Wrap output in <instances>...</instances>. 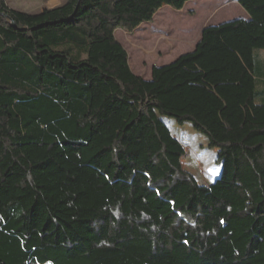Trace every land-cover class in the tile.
I'll use <instances>...</instances> for the list:
<instances>
[{"label":"trees","instance_id":"1","mask_svg":"<svg viewBox=\"0 0 264 264\" xmlns=\"http://www.w3.org/2000/svg\"><path fill=\"white\" fill-rule=\"evenodd\" d=\"M189 1L0 0V264H264V0L150 79L115 34ZM161 116L219 149L212 183Z\"/></svg>","mask_w":264,"mask_h":264},{"label":"rangeland","instance_id":"2","mask_svg":"<svg viewBox=\"0 0 264 264\" xmlns=\"http://www.w3.org/2000/svg\"><path fill=\"white\" fill-rule=\"evenodd\" d=\"M7 3L29 13L53 6L51 0H7ZM234 18H249L237 0H191L180 10L164 5L152 21L144 22L133 32L119 28L115 34L129 54L133 72L147 79L153 66L168 64L181 54L192 51L203 27ZM256 53L264 58V50ZM161 118L185 148L184 169L200 184L212 183L221 169V164L216 162L219 149L210 148L207 136L196 131L191 122L179 125L174 118Z\"/></svg>","mask_w":264,"mask_h":264},{"label":"crops","instance_id":"3","mask_svg":"<svg viewBox=\"0 0 264 264\" xmlns=\"http://www.w3.org/2000/svg\"><path fill=\"white\" fill-rule=\"evenodd\" d=\"M66 0H51V4H53V6L52 7H50V6H48L47 8H53V7H56V6H58V5H60V4H62L63 2H65ZM49 2L50 1H48V4H49ZM204 28V27H203ZM203 28H202V30H203ZM202 30H201V32H200V34H199V38L197 39V41L195 42V46L197 45V43H198V41L200 40V38H201V35H202ZM195 46H194V48H195ZM141 76V75H140ZM151 76H152V72H151V75L149 76V78H147V79H150L151 78Z\"/></svg>","mask_w":264,"mask_h":264},{"label":"water","instance_id":"4","mask_svg":"<svg viewBox=\"0 0 264 264\" xmlns=\"http://www.w3.org/2000/svg\"><path fill=\"white\" fill-rule=\"evenodd\" d=\"M237 1H238V0H237ZM205 27H206V26H205ZM205 27H204V28H205ZM204 28H203V29H204Z\"/></svg>","mask_w":264,"mask_h":264}]
</instances>
